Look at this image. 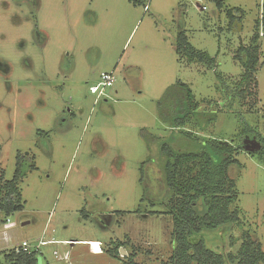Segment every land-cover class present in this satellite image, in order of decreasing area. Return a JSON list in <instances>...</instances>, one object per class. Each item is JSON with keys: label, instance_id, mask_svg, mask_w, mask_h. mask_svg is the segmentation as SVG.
<instances>
[{"label": "rangeland", "instance_id": "rangeland-1", "mask_svg": "<svg viewBox=\"0 0 264 264\" xmlns=\"http://www.w3.org/2000/svg\"><path fill=\"white\" fill-rule=\"evenodd\" d=\"M200 3L205 11L193 0H0V174L13 177L18 154L36 167H23V210L0 215V234L8 228L14 237L6 247L27 241L38 264L168 261L170 192L158 141L181 151L193 142L159 120L156 102L181 82L199 123L212 120L187 127L242 147L228 171L237 221L206 234V243L234 256L248 235L264 251V160L255 155L262 146L241 133L247 126L264 138V0H226L222 9ZM238 9L243 19L231 23L226 12L238 17ZM179 33L212 68L176 54ZM255 34L256 71L228 108L224 85L240 81L237 51ZM109 72L113 86L97 98L90 87ZM118 243L124 248L114 259L106 251Z\"/></svg>", "mask_w": 264, "mask_h": 264}, {"label": "trees", "instance_id": "trees-1", "mask_svg": "<svg viewBox=\"0 0 264 264\" xmlns=\"http://www.w3.org/2000/svg\"><path fill=\"white\" fill-rule=\"evenodd\" d=\"M225 1L210 0L218 9H222ZM236 11L239 13L238 17L231 10L226 12L231 23L243 19V12L239 9ZM259 24L263 28L264 17ZM258 39V34H255L248 47H241L237 51L236 60L242 66L243 73L235 88L223 84L228 108L234 106L253 78L258 64ZM175 51L189 64L202 63L208 68L213 67V59L207 53L194 49L184 33L177 35ZM219 79L221 80V77ZM198 109L191 89L181 82L168 86L156 102L159 120L181 139L193 142V150L181 151L172 150L167 144L158 141L160 155L164 158L161 170L164 174L163 185L170 192L166 214L171 217L173 241V251L168 261L161 264H264V251L248 235L242 236L234 256L225 257L210 249L206 243V234L237 221V212L234 209L237 191L228 171L231 166L238 164L236 155L242 147L233 146L231 143L224 144L221 143L224 141L219 142L210 137L197 136L187 127L191 121L196 122L200 129L212 121L199 123L196 119ZM241 133L243 137H257L262 147L255 154L256 159L264 160V138H259L247 126ZM145 134L146 132L142 131L143 137ZM27 162L29 164L26 166L30 171L36 169L33 158L18 154L13 177L5 180L4 174H0V215L6 218L23 210L18 185L25 177L23 167ZM114 247L106 252L112 258L118 259L119 250L124 248V244L118 243ZM133 255L129 256L131 261ZM0 264H38V259L33 251L28 254L3 250L0 254Z\"/></svg>", "mask_w": 264, "mask_h": 264}, {"label": "built area", "instance_id": "built-area-1", "mask_svg": "<svg viewBox=\"0 0 264 264\" xmlns=\"http://www.w3.org/2000/svg\"><path fill=\"white\" fill-rule=\"evenodd\" d=\"M198 3V7L205 11L206 7L201 5V0H193ZM114 73H102L100 81L95 85L90 87V93L96 94V97L99 98L104 95L105 89L108 87H112L114 83ZM8 222V220H7ZM14 241V237L9 234L8 228H4L3 232L0 234V246H3L1 250H14L15 252H23L30 253L32 252L29 247V243L27 241H21L16 246L6 247L10 245Z\"/></svg>", "mask_w": 264, "mask_h": 264}, {"label": "water", "instance_id": "water-1", "mask_svg": "<svg viewBox=\"0 0 264 264\" xmlns=\"http://www.w3.org/2000/svg\"><path fill=\"white\" fill-rule=\"evenodd\" d=\"M221 143L228 144V142H227V141H224V142H221Z\"/></svg>", "mask_w": 264, "mask_h": 264}, {"label": "snow or ice", "instance_id": "snow-or-ice-1", "mask_svg": "<svg viewBox=\"0 0 264 264\" xmlns=\"http://www.w3.org/2000/svg\"><path fill=\"white\" fill-rule=\"evenodd\" d=\"M95 247L97 248V250L99 249V246L98 245H95Z\"/></svg>", "mask_w": 264, "mask_h": 264}]
</instances>
